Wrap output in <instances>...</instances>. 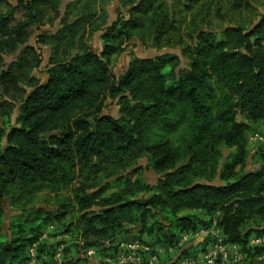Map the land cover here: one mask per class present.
<instances>
[{"label": "trees", "instance_id": "trees-1", "mask_svg": "<svg viewBox=\"0 0 264 264\" xmlns=\"http://www.w3.org/2000/svg\"><path fill=\"white\" fill-rule=\"evenodd\" d=\"M51 1L0 0V91L21 93L16 123L0 128V228L7 201L28 203L45 190H67L70 198L13 216L10 232L0 233V264H27L36 243L38 257L49 255L39 264H54L60 242L41 240L55 223L68 226V264L89 248L114 258L126 240L165 250L182 233L214 225L243 254L233 264L264 263V245L251 246L264 235V142L257 169H248V134L259 130L264 139V13L249 29L198 33L184 48L185 65L176 53L136 57L116 78L114 40H131L140 25L132 8L129 20L104 34L101 54L86 47L63 61L51 55L39 81L31 71L42 58L30 41L45 42L41 6ZM94 15L69 21L53 36L56 47L76 40ZM154 19L158 38L176 29L165 15ZM8 53L16 56L4 68ZM25 81L28 89L19 86ZM108 99L118 100L119 116L105 112ZM142 158L157 173L154 183L134 169Z\"/></svg>", "mask_w": 264, "mask_h": 264}, {"label": "rangeland", "instance_id": "rangeland-1", "mask_svg": "<svg viewBox=\"0 0 264 264\" xmlns=\"http://www.w3.org/2000/svg\"><path fill=\"white\" fill-rule=\"evenodd\" d=\"M7 1L13 5L19 2V0ZM144 1L52 0L50 4L42 5L41 7L45 13L42 34H46L45 42L42 41L43 38L37 36H34L30 41V45L41 55L42 64L33 69L31 75L35 76L39 81H44L47 77L48 68L51 66L48 63L51 55L56 57L57 60L63 61L81 53L86 47L101 54L106 45L104 34L110 31L113 32V30L117 31L118 23L121 20H129L131 14L129 10L132 8L135 9L133 15L140 18L138 19L140 25L136 27L135 32H132L131 40H124L123 43H121L122 39L114 40V44L116 46L119 45V49L116 54L111 56L110 69L116 78H119L124 73L130 62L136 57L149 58L167 53H176L183 59V65H185L188 57L185 56L184 48L195 45L197 39H194L197 38L198 33H204L207 30L221 31L230 26L249 29L259 21L264 13V0H249L243 4H240L238 0H200L198 4H195L193 0H152L154 8H151L150 11V3ZM158 5L165 6L160 10L162 12L156 11V6ZM142 8L148 10L147 14H144V10L139 13ZM66 14H68V19L65 18ZM91 14H95L93 19L86 23L85 30L76 40L64 41L58 45V48L56 47L53 38L55 34L76 16L89 17ZM154 14L169 17L175 24L176 29L169 32L163 39L158 38L155 26L157 21L154 19L157 15ZM115 24L116 27H114ZM15 56L13 53L6 55L4 68H8ZM26 83V81L20 82L19 86L28 89ZM11 90L0 91V95L2 96L3 94V98L0 99V128L7 130L10 128V124L14 125L16 123L21 96V93L17 91L18 87L14 86V89ZM120 107L118 100L108 99L105 112L119 116ZM7 121H9L8 124L6 123ZM6 125H8V128ZM248 138V169H257L258 165L254 154L259 148V143H263L264 139L260 135L259 130L250 132ZM228 154V151H225V156ZM134 166V169H144V177L147 182L154 183L156 181L157 173L149 168L146 158L140 159L139 163L134 164ZM68 198H70V192L67 190L62 191L58 195L53 191L45 190L38 193L34 200L28 203L14 200L9 204V201H7L8 218L6 222L1 224L0 233L8 234L10 232L11 218L21 215L24 207H27L28 213L35 211L36 208L47 206L54 208L58 200L64 201ZM67 228L55 223L51 228L47 229V238L51 239V237L67 233ZM64 240L67 241V239ZM132 241L126 240L124 242L130 243ZM66 244L68 245V241ZM97 256L88 257L85 250L80 255V258L81 260H88L83 264H96L93 258ZM100 259H97V262H100Z\"/></svg>", "mask_w": 264, "mask_h": 264}, {"label": "built area", "instance_id": "built-area-1", "mask_svg": "<svg viewBox=\"0 0 264 264\" xmlns=\"http://www.w3.org/2000/svg\"><path fill=\"white\" fill-rule=\"evenodd\" d=\"M209 238L211 241H208ZM260 245H264V235L251 240V246ZM37 247L36 243L30 249L31 259L27 264H39V262L49 259L48 254H44L42 258L38 257ZM64 248L65 246L60 245L58 251ZM164 252L166 259L162 261L161 255ZM86 254L88 257L96 256L97 251L94 248H89L86 250ZM58 257L59 252L56 251L55 264H61ZM242 259L243 254L238 247L226 243L223 235L214 225L211 228L182 233L176 245L165 250L158 248L152 251L147 244L140 240L130 243L121 242L117 254L114 258H109L107 264H217L218 260L225 264H233Z\"/></svg>", "mask_w": 264, "mask_h": 264}, {"label": "crops", "instance_id": "crops-1", "mask_svg": "<svg viewBox=\"0 0 264 264\" xmlns=\"http://www.w3.org/2000/svg\"><path fill=\"white\" fill-rule=\"evenodd\" d=\"M51 227L52 226H50L49 228H51ZM64 239H67L68 245L66 244L67 241L64 240ZM41 241H43L44 243H47L49 245L56 244V243L60 242V244H58L56 246V249H57L56 251L59 252L58 261L61 264H68V262H66V261H68L69 259L68 260H64V258H63V253L66 250V248H68L69 246H71L73 244V242L70 241V235L68 233H64V234H61V235H57V236H54L53 238L51 237V239H48L47 238V231H46V233L44 234V236H43V238H42ZM60 245L65 246V248L63 250L58 251V248H59ZM159 249H162V248H159ZM68 252L69 253H67V257L73 255V253H74L73 250H70ZM76 257L78 258V256H76ZM97 259H100V262H97ZM93 260L96 261V264H107V261L109 260V257L103 256V255H98L96 258H93ZM86 261H88V260L87 259L81 260V262L79 264H83ZM43 264H46V263H43Z\"/></svg>", "mask_w": 264, "mask_h": 264}, {"label": "water", "instance_id": "water-1", "mask_svg": "<svg viewBox=\"0 0 264 264\" xmlns=\"http://www.w3.org/2000/svg\"><path fill=\"white\" fill-rule=\"evenodd\" d=\"M8 218V217H7Z\"/></svg>", "mask_w": 264, "mask_h": 264}]
</instances>
